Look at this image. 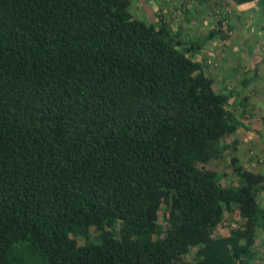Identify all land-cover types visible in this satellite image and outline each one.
Wrapping results in <instances>:
<instances>
[{
    "label": "trees",
    "instance_id": "trees-1",
    "mask_svg": "<svg viewBox=\"0 0 264 264\" xmlns=\"http://www.w3.org/2000/svg\"><path fill=\"white\" fill-rule=\"evenodd\" d=\"M129 6L0 0V264L261 259L264 175L233 157L240 184L223 187L208 166L241 127L195 59L219 32L189 42Z\"/></svg>",
    "mask_w": 264,
    "mask_h": 264
},
{
    "label": "rangeland",
    "instance_id": "rangeland-1",
    "mask_svg": "<svg viewBox=\"0 0 264 264\" xmlns=\"http://www.w3.org/2000/svg\"><path fill=\"white\" fill-rule=\"evenodd\" d=\"M173 1L160 0V4L167 6L162 5L163 10H168ZM198 2L206 9L205 21L209 24L202 25L199 22L202 29L198 27L196 38L191 41L202 40L212 31L219 34L205 43L195 59L202 63L205 74L213 81L215 91L229 97L231 109L241 123V127L235 132L239 139L237 148H227L225 141H220L218 148L212 146L215 156L208 166L218 173L220 185L237 186L240 179L234 173L235 167L231 163L233 157L238 159L235 165L243 170L264 175V0L245 5H234L229 0ZM184 6L185 9L180 8V14L173 7L176 17L187 14L189 9L186 4ZM130 14L141 15L136 4L130 7ZM196 19L199 20V17ZM160 22L162 20L152 22V25L160 26ZM167 26L172 32H177L168 24ZM263 191L264 189L261 195L264 194ZM258 200L261 204L262 200ZM167 211V208H162L159 212L158 222L162 226H167ZM235 217V214L226 212L223 222L214 229L213 235H227L232 226L234 228L231 222ZM97 235L92 230L88 239L81 236L72 238L80 245H86L97 242ZM261 239L264 240V234L258 240V245L262 242ZM259 249L262 250L259 252L261 259L254 261L255 264H264V248ZM193 254L194 249L184 257L183 262H193Z\"/></svg>",
    "mask_w": 264,
    "mask_h": 264
},
{
    "label": "crops",
    "instance_id": "crops-1",
    "mask_svg": "<svg viewBox=\"0 0 264 264\" xmlns=\"http://www.w3.org/2000/svg\"><path fill=\"white\" fill-rule=\"evenodd\" d=\"M129 2L130 6L128 8V11L130 12V7L133 4H136L138 7V13L141 14L139 16L133 15L134 18L142 20L145 23L149 22V25H152V22L154 23L162 20L163 24H168L171 29L180 32L182 37L186 38V40L189 42L196 38L195 32L197 31L198 27L201 28L199 22L202 25L205 23L206 25L209 24L205 21L206 9H203V5L201 6L198 0H174V3L171 5L172 7L169 6L170 8L168 10H163V4H160V0H129ZM185 4L186 7L189 9L187 14L176 17L173 12V7L177 8V14H180L182 12L180 8L185 9ZM163 7L167 6L163 5ZM197 17H199V20L196 19ZM162 23L160 22V24ZM235 139L239 140L237 137ZM259 196L258 199L262 200L261 205L264 206V194L261 195L260 193Z\"/></svg>",
    "mask_w": 264,
    "mask_h": 264
}]
</instances>
